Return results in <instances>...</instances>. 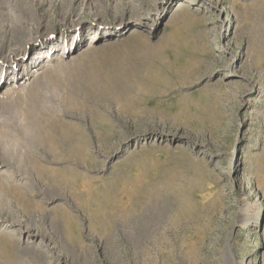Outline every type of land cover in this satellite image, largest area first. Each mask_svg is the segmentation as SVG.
I'll return each instance as SVG.
<instances>
[{
	"label": "rangeland",
	"instance_id": "374dc122",
	"mask_svg": "<svg viewBox=\"0 0 264 264\" xmlns=\"http://www.w3.org/2000/svg\"><path fill=\"white\" fill-rule=\"evenodd\" d=\"M174 1L0 0V264H264V0Z\"/></svg>",
	"mask_w": 264,
	"mask_h": 264
},
{
	"label": "bare ground",
	"instance_id": "6f19581e",
	"mask_svg": "<svg viewBox=\"0 0 264 264\" xmlns=\"http://www.w3.org/2000/svg\"><path fill=\"white\" fill-rule=\"evenodd\" d=\"M174 2H176V5L174 6L173 10H180L181 8H184V7L187 6V4L183 0H178V1L175 0ZM97 31H98V29H94L93 33L97 32ZM93 38L96 39L97 37L93 36ZM40 53L41 52H37V55H39ZM28 62H29V59L28 60H24V63H26V64H24V66H26ZM14 69H16L17 76H20L21 75V71H17V69H18L17 65L14 67Z\"/></svg>",
	"mask_w": 264,
	"mask_h": 264
}]
</instances>
